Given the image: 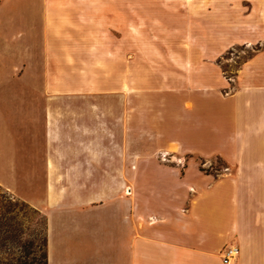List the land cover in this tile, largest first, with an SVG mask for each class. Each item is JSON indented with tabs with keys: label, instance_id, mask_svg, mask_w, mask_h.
<instances>
[{
	"label": "crops",
	"instance_id": "1",
	"mask_svg": "<svg viewBox=\"0 0 264 264\" xmlns=\"http://www.w3.org/2000/svg\"><path fill=\"white\" fill-rule=\"evenodd\" d=\"M122 1L0 0V97L25 134L0 185L45 213L47 264H223L228 244L264 264V87L224 93L185 23L131 31L128 55ZM215 155L234 173L200 167Z\"/></svg>",
	"mask_w": 264,
	"mask_h": 264
},
{
	"label": "rangeland",
	"instance_id": "2",
	"mask_svg": "<svg viewBox=\"0 0 264 264\" xmlns=\"http://www.w3.org/2000/svg\"><path fill=\"white\" fill-rule=\"evenodd\" d=\"M119 14L121 23L117 26L122 27L128 55L131 31L141 42L162 23L169 25L171 33L177 23H185L186 47L194 46L197 41L203 59L219 65L229 81L224 93L243 86L264 87V0H123ZM109 18L107 26L114 29V16ZM95 27L92 25V29ZM2 99L0 97V173L8 176L4 174V166L8 164L4 148L8 147V142L19 146L24 140V105L19 96L10 97L9 102ZM196 157L204 171L218 178L235 171L220 155L208 161ZM18 188L24 196H31L32 192L24 183H19ZM45 233V213L0 185V264H46Z\"/></svg>",
	"mask_w": 264,
	"mask_h": 264
},
{
	"label": "built area",
	"instance_id": "3",
	"mask_svg": "<svg viewBox=\"0 0 264 264\" xmlns=\"http://www.w3.org/2000/svg\"><path fill=\"white\" fill-rule=\"evenodd\" d=\"M240 248L236 244L225 245L221 251L223 264H238Z\"/></svg>",
	"mask_w": 264,
	"mask_h": 264
},
{
	"label": "trees",
	"instance_id": "4",
	"mask_svg": "<svg viewBox=\"0 0 264 264\" xmlns=\"http://www.w3.org/2000/svg\"><path fill=\"white\" fill-rule=\"evenodd\" d=\"M45 240H46V264H47V223H46Z\"/></svg>",
	"mask_w": 264,
	"mask_h": 264
}]
</instances>
